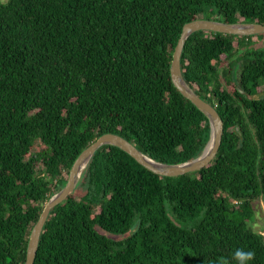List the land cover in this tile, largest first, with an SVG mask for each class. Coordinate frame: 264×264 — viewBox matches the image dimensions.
I'll return each mask as SVG.
<instances>
[{
	"label": "trees",
	"instance_id": "trees-1",
	"mask_svg": "<svg viewBox=\"0 0 264 264\" xmlns=\"http://www.w3.org/2000/svg\"><path fill=\"white\" fill-rule=\"evenodd\" d=\"M196 18L264 24V0H0V264H24L45 203L100 135L166 164L201 153L208 117L170 77ZM180 62L223 121L211 163L160 176L102 145L51 209L33 264H239L237 249L264 264L248 224L264 197V32L195 31Z\"/></svg>",
	"mask_w": 264,
	"mask_h": 264
},
{
	"label": "water",
	"instance_id": "water-1",
	"mask_svg": "<svg viewBox=\"0 0 264 264\" xmlns=\"http://www.w3.org/2000/svg\"><path fill=\"white\" fill-rule=\"evenodd\" d=\"M205 30L235 35H254L264 32V24L259 22H222L212 19L196 18L186 22L173 48L170 62V77L180 93L197 106L207 117L210 125V137L201 153L188 161L177 164L158 162L141 152L133 143L115 133H104L83 149L73 162L65 185L54 193L45 203L37 221L33 224L26 247L24 264H33L43 225L53 207L73 193L80 177L95 151L102 145H114L128 153L139 164L160 176H177L199 170L213 160L221 143L223 121L213 105L201 98L185 81L181 69V53L186 38L193 32ZM86 163L84 164V162Z\"/></svg>",
	"mask_w": 264,
	"mask_h": 264
},
{
	"label": "rangeland",
	"instance_id": "rangeland-1",
	"mask_svg": "<svg viewBox=\"0 0 264 264\" xmlns=\"http://www.w3.org/2000/svg\"><path fill=\"white\" fill-rule=\"evenodd\" d=\"M258 44L261 45L262 42L260 41ZM259 90L262 92L264 90V86H261ZM248 224L264 237V197H261L254 202L253 217L248 221Z\"/></svg>",
	"mask_w": 264,
	"mask_h": 264
},
{
	"label": "clouds",
	"instance_id": "clouds-1",
	"mask_svg": "<svg viewBox=\"0 0 264 264\" xmlns=\"http://www.w3.org/2000/svg\"><path fill=\"white\" fill-rule=\"evenodd\" d=\"M234 258L239 262V264H247V262L255 258V252L237 249L234 253ZM220 264H227V262L222 260Z\"/></svg>",
	"mask_w": 264,
	"mask_h": 264
},
{
	"label": "bare ground",
	"instance_id": "bare-ground-1",
	"mask_svg": "<svg viewBox=\"0 0 264 264\" xmlns=\"http://www.w3.org/2000/svg\"><path fill=\"white\" fill-rule=\"evenodd\" d=\"M86 163V161L84 162V164Z\"/></svg>",
	"mask_w": 264,
	"mask_h": 264
}]
</instances>
